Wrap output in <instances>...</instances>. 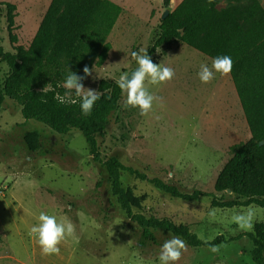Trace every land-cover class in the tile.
<instances>
[{"label":"rangeland","instance_id":"rangeland-1","mask_svg":"<svg viewBox=\"0 0 264 264\" xmlns=\"http://www.w3.org/2000/svg\"><path fill=\"white\" fill-rule=\"evenodd\" d=\"M50 1L0 0V43L5 51L28 47ZM115 1L123 13L107 38L111 49L106 61L91 69L85 88L98 91L101 80L116 82L136 68L131 52L150 49L161 19L176 2L166 7L163 0ZM260 2L264 8V0ZM5 3L15 6L11 33ZM150 58L172 67L175 77L149 85L162 100L146 116L138 108H125L122 93L105 135L98 138L102 158L116 156L183 192H213L219 171L231 157V146L250 138L231 76L217 73L210 83H202L197 76L200 65L210 66L212 59L180 41L157 49ZM7 72L0 60L1 80ZM31 130L41 136L42 148L36 152L29 151L23 140ZM122 182L135 212L187 226L203 241L253 232L264 223V208L220 209L212 207L208 197L192 202L172 198L128 173ZM249 210L254 213L253 227L241 228L233 217ZM41 212L75 226L74 236L61 242L58 255L42 254L29 235ZM154 235L155 243L139 244L140 229L119 207L105 168L93 161L79 131L59 134L37 121H25L21 106L5 98L0 108V264H160L161 245L174 235L161 230ZM216 248L218 252L187 245L177 264H254L247 237Z\"/></svg>","mask_w":264,"mask_h":264},{"label":"trees","instance_id":"trees-1","mask_svg":"<svg viewBox=\"0 0 264 264\" xmlns=\"http://www.w3.org/2000/svg\"><path fill=\"white\" fill-rule=\"evenodd\" d=\"M163 2L169 6V0ZM5 6L11 33L15 6ZM122 13V7L111 0H51L28 47L17 45L13 51H5L0 43V60L8 66L0 79V108L9 98L21 106L25 121H37L59 134L79 131L93 161L105 168L119 207L140 229L141 246L156 242V230L178 236L192 248H212L247 237L252 243V262L264 264V223L257 224L253 232L203 241L187 226L135 212L122 182L123 174L128 173L172 198L192 202L208 197L210 205L220 209L264 208V143L259 144L264 140V8L260 0H182L161 19L158 35L147 51L151 56L157 49L180 41L210 59L226 54L234 61L230 76L250 138L231 146V157L219 171L213 192H183L174 184L125 165L116 156L102 158L98 138L105 135L123 93L115 81L99 82L100 98L89 115L82 114L74 92L71 97L77 103L57 99L69 93L63 87L69 70L83 75L85 66L91 70L106 61L111 49L107 38ZM11 39L16 41L15 36ZM23 140L31 152L42 148L36 130L25 132Z\"/></svg>","mask_w":264,"mask_h":264},{"label":"clouds","instance_id":"clouds-1","mask_svg":"<svg viewBox=\"0 0 264 264\" xmlns=\"http://www.w3.org/2000/svg\"><path fill=\"white\" fill-rule=\"evenodd\" d=\"M211 3V0H208ZM132 58L136 61L138 67L135 71L122 74L116 83L123 93L126 94L124 101L125 108H138L140 115L146 116L153 110V104L162 100L149 90V85H161L171 81L175 77V70L169 66H162L154 63L147 54V48H141L138 52H131ZM234 61L229 55H217L212 58L211 65L201 64L197 73L198 79L202 83H210L217 73L222 76L231 74ZM91 75V70L85 66L83 75H78L73 71L68 72L63 87L71 93L73 90L75 96L79 97L80 108L83 115H89L95 102L100 98V93L94 89L85 88L82 81ZM60 103H77L71 95L63 97L58 96ZM159 117H157L158 119ZM169 178H171L169 176ZM227 191V190H226ZM229 195H233L228 191ZM254 213L249 210L246 214L237 215L233 220L241 228L251 229L253 227ZM75 234L74 224L64 219H58L55 215L41 212L38 216V223L29 229V235L35 238L44 255H58L59 245L69 237ZM187 251L186 242L178 236H173L165 240L160 248V264H177L182 254ZM212 252H218V248L212 247Z\"/></svg>","mask_w":264,"mask_h":264},{"label":"crops","instance_id":"crops-1","mask_svg":"<svg viewBox=\"0 0 264 264\" xmlns=\"http://www.w3.org/2000/svg\"><path fill=\"white\" fill-rule=\"evenodd\" d=\"M111 1H112V0H111ZM114 1H115V0H114ZM114 1H112V2H114ZM171 1H172V0H169V7H170V5H171ZM181 1H182V0H176L175 4L173 5L172 8H171V7L169 8L168 12L172 11V10H173V9H174V8H175V7L181 2ZM114 3L118 4L119 6H121L120 3L116 2V1H115ZM121 7H122V6H121ZM122 9H123V7H122ZM168 12H167V13H168ZM120 16H121V15H120ZM185 45H186V44H185ZM194 50H195V49H194ZM196 51H197V50H196ZM208 58H209V57H208Z\"/></svg>","mask_w":264,"mask_h":264},{"label":"water","instance_id":"water-1","mask_svg":"<svg viewBox=\"0 0 264 264\" xmlns=\"http://www.w3.org/2000/svg\"><path fill=\"white\" fill-rule=\"evenodd\" d=\"M163 17H164V16H163ZM137 67H138V66H137ZM137 67H136V68H137ZM136 68H134L132 71H135V70H136ZM263 143H264V140H263V141H261L259 144H260V145H262Z\"/></svg>","mask_w":264,"mask_h":264}]
</instances>
